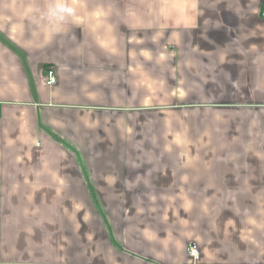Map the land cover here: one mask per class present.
Segmentation results:
<instances>
[{
	"label": "crops",
	"instance_id": "crops-1",
	"mask_svg": "<svg viewBox=\"0 0 264 264\" xmlns=\"http://www.w3.org/2000/svg\"><path fill=\"white\" fill-rule=\"evenodd\" d=\"M262 11L0 0V264H264Z\"/></svg>",
	"mask_w": 264,
	"mask_h": 264
},
{
	"label": "built area",
	"instance_id": "built-area-1",
	"mask_svg": "<svg viewBox=\"0 0 264 264\" xmlns=\"http://www.w3.org/2000/svg\"><path fill=\"white\" fill-rule=\"evenodd\" d=\"M262 15L264 16V11H262ZM46 83L48 85H52L55 83V75L52 69H47L46 71ZM187 253L193 260L199 259V249L195 243H189L187 245Z\"/></svg>",
	"mask_w": 264,
	"mask_h": 264
}]
</instances>
